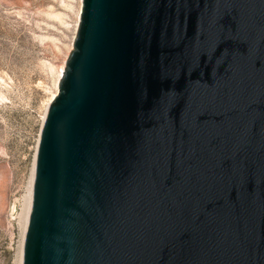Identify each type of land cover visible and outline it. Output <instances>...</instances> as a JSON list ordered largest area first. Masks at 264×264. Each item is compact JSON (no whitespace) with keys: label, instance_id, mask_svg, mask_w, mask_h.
Returning <instances> with one entry per match:
<instances>
[{"label":"water","instance_id":"1","mask_svg":"<svg viewBox=\"0 0 264 264\" xmlns=\"http://www.w3.org/2000/svg\"><path fill=\"white\" fill-rule=\"evenodd\" d=\"M33 168L21 264H264V0H81Z\"/></svg>","mask_w":264,"mask_h":264},{"label":"rangeland","instance_id":"2","mask_svg":"<svg viewBox=\"0 0 264 264\" xmlns=\"http://www.w3.org/2000/svg\"><path fill=\"white\" fill-rule=\"evenodd\" d=\"M81 0H0V264H16L39 131Z\"/></svg>","mask_w":264,"mask_h":264},{"label":"bare ground","instance_id":"3","mask_svg":"<svg viewBox=\"0 0 264 264\" xmlns=\"http://www.w3.org/2000/svg\"><path fill=\"white\" fill-rule=\"evenodd\" d=\"M62 71H63V66L60 69L58 78L60 77ZM56 92H57V88L52 93L51 97L49 98L48 104L50 103L52 98L55 96ZM45 112H46V109H45ZM44 115H45V113H44ZM44 115H43V119H44ZM33 167H34V161H33L32 169H31L29 181H28V184H27L26 193H25V196H24L22 213L20 214L21 215V222H20L21 223V238H20V245H19L18 258H17V263L16 264H21V253H22L23 237H24V232H25V228H26V224H27V218H28V213H29L30 203H31L32 181H33V171H34Z\"/></svg>","mask_w":264,"mask_h":264}]
</instances>
